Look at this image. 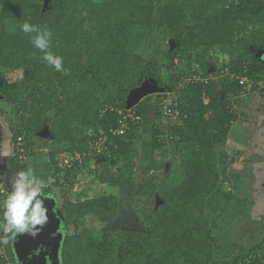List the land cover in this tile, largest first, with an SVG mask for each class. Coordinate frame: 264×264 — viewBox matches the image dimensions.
Returning <instances> with one entry per match:
<instances>
[{"label":"trees","instance_id":"16d2710c","mask_svg":"<svg viewBox=\"0 0 264 264\" xmlns=\"http://www.w3.org/2000/svg\"><path fill=\"white\" fill-rule=\"evenodd\" d=\"M29 17L31 23L53 30L52 51L64 56L67 75L46 66L38 52L32 55L28 36L19 27ZM5 19L14 23L12 29ZM153 31L175 44L167 54V67H174L176 58L185 62L184 71L174 67L169 86L156 65L145 63L135 51L137 42ZM263 50L264 0H0V79L2 69L23 72L21 79L0 82V100L14 105L15 115L21 113L18 126L25 130L26 146L34 145L35 136L65 145L70 158L78 154L68 168L57 166L56 152L50 153L54 174L64 169L65 180L80 170V156L89 160L94 153L86 158L84 153L106 135L100 164L117 174L115 184L102 174L94 177L102 187L99 195L64 198L66 224L76 226L93 215L102 227L97 235L89 228L65 235L61 264H264V236L248 250L231 244V250L238 247L244 253L216 259L220 248L214 235L217 220L240 203L224 189L229 177L222 162L225 151H219L238 120L231 98L246 92L234 76L264 83ZM222 52L228 60L217 88L212 79L219 72L214 55ZM149 86L163 92L155 100L157 116H163L162 99L174 93L165 106L177 115L166 131L154 128L152 144L157 148L166 141L182 155L183 179L164 188L150 176L143 178L136 196L149 201L157 194L162 199L159 209L144 212L135 226L114 225L120 186L132 184L133 141L146 119L147 104L141 99L132 106L140 120L130 121L123 135L109 130L120 125L134 92ZM256 89L254 85L249 92L264 97V88ZM45 109L54 110L47 120L39 117ZM45 121L48 132L43 130ZM1 134L0 126V140ZM20 134L16 131L15 138ZM10 161L13 172L26 168L16 158ZM259 184L264 185L260 179ZM60 185L57 179L51 184ZM9 250L13 259L10 245Z\"/></svg>","mask_w":264,"mask_h":264},{"label":"rangeland","instance_id":"374dc122","mask_svg":"<svg viewBox=\"0 0 264 264\" xmlns=\"http://www.w3.org/2000/svg\"><path fill=\"white\" fill-rule=\"evenodd\" d=\"M4 23L8 29H12L14 26V23L10 19H5ZM174 46L175 44L172 39L164 38L159 31H153L144 35L135 46V51L142 55L145 63L150 62L156 65L158 73L167 83V86L171 84L173 71L175 70L174 67L179 66L183 71L186 67L185 62H181L179 58L174 60V67H167L169 64L167 54L173 50ZM214 60L216 67H219V72H214L212 79L218 88L220 80L223 77L222 69L224 62L218 58H214ZM193 67L196 68L197 66L193 65ZM211 70H213L212 66ZM22 76L23 72L21 69H2L0 82L18 80ZM139 90L146 91L145 95L141 98L147 104L146 119L137 129V137L133 141V157L136 165L132 184L120 186L119 213L112 223L114 225L122 224L126 227L135 226L138 218L142 220L144 212L158 210L162 202V199L157 194L149 201L136 196L135 191L143 178L150 176L160 186H164V188L179 183L183 179V173L179 166L182 155L174 152L166 141L157 148H154L152 144L154 128L161 126V129L166 131L164 129L167 128V125L171 124L169 121L172 120L163 116H157L155 113L157 107L156 97L163 92L158 87L153 86H149L146 89L141 87ZM139 90L135 91L133 96ZM242 95L247 94L243 93ZM173 99V91L168 92L162 99V107ZM53 113V109L49 111L45 109L39 114V117L47 120L52 117ZM23 115L25 117L29 116L26 112ZM20 116L21 113L15 115L14 105L0 100V120L6 121L8 124V139L12 146L9 150L11 156H6V158L12 157L13 162L16 146L14 144L16 140L15 132L20 131L23 135L25 133V130L18 126ZM48 129L49 124L45 121L43 130L48 132ZM228 138L224 148H219V151L221 149L225 151L223 156L224 161L222 162H224L226 174L229 177V180L224 183V189L231 192L234 197H237L240 203L233 213L226 214L223 220L219 218L216 222L217 228L214 231V235L220 248L216 259L222 258L223 254L232 256L244 253L238 247L231 250V244H238L248 250L252 246L261 243L264 236V185L259 184V179L264 183V171L256 167L257 164L254 160L255 157L262 154L264 149L259 152L252 145L257 140H255V129L251 126L247 130L243 129V131L236 126ZM33 140L34 145L28 147L24 164L39 171L43 179L49 177L53 181L57 179V184L61 185L48 186L47 190L51 193V190L55 188V194L53 195H55L54 199L56 200L52 202L46 200V198L49 200L51 198L48 197L50 196L49 193L44 192L45 203L49 207V223L46 226L47 228H44L35 239L24 235L16 243H10L11 252L14 256L12 261L13 264H24V259H26L25 264H54V262L61 264L60 250L65 235L80 232L84 228H89L93 234L97 235L102 227V223L97 221L93 215H87L76 226L66 224L61 212V202L68 196L74 199L79 194L82 196L99 195L102 192V187L94 183V177L102 174L111 183L115 184L117 174L109 167L100 164V161H102L100 160L101 154L99 156L93 154L90 156V159L87 158L89 160H85L83 159L84 156H80V170L63 180L62 176L65 170L63 169L58 175L54 174L52 163L49 160L50 153L56 152L54 156L56 164L62 167H66L65 160L72 162L75 157L70 158L67 152L64 151L65 145H57L51 140H40L35 138V136ZM240 149H245L244 153L239 154L238 151ZM86 157H88L87 154H85ZM232 157L234 160H231ZM6 160L4 159V165L8 163ZM9 174L6 172V177L10 178L11 175ZM51 211L53 212L52 214H50ZM50 250L53 251L52 255H48ZM53 258L56 260L58 258V260L54 261Z\"/></svg>","mask_w":264,"mask_h":264},{"label":"clouds","instance_id":"9594fccd","mask_svg":"<svg viewBox=\"0 0 264 264\" xmlns=\"http://www.w3.org/2000/svg\"><path fill=\"white\" fill-rule=\"evenodd\" d=\"M31 17L19 25L28 36L29 43L39 59L49 68L62 75L68 74L65 58L52 51L53 30L47 24L41 26L30 22ZM11 152H0V157ZM53 183L52 178L36 176L31 168L12 173L8 179L10 191L0 201V245L16 243L21 236L35 239L49 223V207L45 203L44 189Z\"/></svg>","mask_w":264,"mask_h":264},{"label":"crops","instance_id":"0c3cea01","mask_svg":"<svg viewBox=\"0 0 264 264\" xmlns=\"http://www.w3.org/2000/svg\"><path fill=\"white\" fill-rule=\"evenodd\" d=\"M214 58H218L219 60H222L223 62H226L228 60V55L226 54V52H222V53H216L214 55ZM247 95H242L243 93H240L239 95H236L235 97L231 98L232 101V106L233 108L238 112V120L232 124L228 137L230 136V133L234 130V128L237 126L241 129V131L247 130L249 126L254 127L255 129V140H257V142L254 144L252 143V145H254L255 150L261 152L262 149H264V97L260 96L257 92H245ZM244 93V94H245ZM242 95V96H241ZM244 97V98H242ZM0 126H1V140H0V152H9V150L11 149V142L8 139V124L6 121H1L0 120ZM242 126V127H240ZM227 140L228 141V138ZM9 141V142H8ZM248 145V144H247ZM246 145V146H247ZM245 149H240L238 152L244 153ZM250 154V153H249ZM4 159H7L6 161H8V163L6 165H4ZM10 159H12V157H0V168L3 172V174L5 173V180H8L9 177H6V172L10 173L9 175H12L13 170H12V165H11V161ZM254 160L256 161V167H258L259 170H263L264 171V150L262 152V154L258 155L257 157L254 158ZM31 168L30 166H26V168L24 170H27ZM33 170V173L40 177L43 178L41 173L39 171H36L35 169L31 168ZM264 174V173H263ZM7 178V179H6ZM261 180V179H260ZM52 193L50 191H44L49 193L50 196H48L49 198H51L50 200L48 198H46V200L52 202L54 199L53 194H55V188L54 190H51ZM62 203V202H61ZM53 212L51 211L50 214H52ZM47 226V225H46ZM44 228H47V227ZM49 255V254H48ZM54 259V258H53ZM56 259H54L55 261ZM58 260V258H57ZM56 260V261H57ZM57 264V263H55Z\"/></svg>","mask_w":264,"mask_h":264},{"label":"built area","instance_id":"2783aa9c","mask_svg":"<svg viewBox=\"0 0 264 264\" xmlns=\"http://www.w3.org/2000/svg\"><path fill=\"white\" fill-rule=\"evenodd\" d=\"M224 73H228V69H224ZM237 80L238 83L243 86V89L245 91H249L252 86L256 85L258 89L261 87L264 88V83L262 81H256L253 82L246 77L235 75L234 76ZM126 112L122 113V119L120 121V125L117 128H111L109 130V134L111 135H123L126 132L127 127L129 126V122L132 121L133 124H136L140 120V116L135 113V111L132 109V106H128V104L125 107ZM121 113V111H120ZM163 117L167 119H171L174 115H177L176 111H172L167 106L164 105L163 107ZM107 136L106 135H101L99 136L94 143L91 145V150L86 153L89 155L90 153H94L95 156H99V154L104 155V151L106 149L105 142L107 141ZM15 151H14V158L17 159L19 163H24L26 160V155H27V149L28 147L26 146V141L24 139V135L20 134L16 137L15 143ZM85 155V153H84ZM78 154H76L75 159H78ZM74 159V160H75ZM73 160V161H74ZM73 161L70 162L68 160H65V166L68 168H71L73 166ZM10 191L7 186H5V182L2 178L1 170H0V201L4 199L6 194ZM10 245V244H9ZM9 245L4 246L0 245V264H13V259L11 257V253L9 250Z\"/></svg>","mask_w":264,"mask_h":264},{"label":"water","instance_id":"95a60500","mask_svg":"<svg viewBox=\"0 0 264 264\" xmlns=\"http://www.w3.org/2000/svg\"><path fill=\"white\" fill-rule=\"evenodd\" d=\"M261 55H263L264 56V50L261 52ZM263 56H262V60H263V67H264V58H263ZM145 93H146V91H144V90H139L137 93H136V95H134L133 97H132V101L128 104V106H133L134 104H136L138 101H140V99L145 95ZM52 252L53 251H51L50 250V253H49V255H52ZM25 262H26V259H24L23 260V263L25 264ZM54 264H55V262H54Z\"/></svg>","mask_w":264,"mask_h":264},{"label":"flooded vegetation","instance_id":"af4514ba","mask_svg":"<svg viewBox=\"0 0 264 264\" xmlns=\"http://www.w3.org/2000/svg\"><path fill=\"white\" fill-rule=\"evenodd\" d=\"M263 58H264V56H263Z\"/></svg>","mask_w":264,"mask_h":264}]
</instances>
